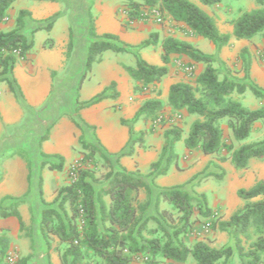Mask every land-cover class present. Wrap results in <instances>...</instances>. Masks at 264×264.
Instances as JSON below:
<instances>
[{"label": "trees", "instance_id": "1", "mask_svg": "<svg viewBox=\"0 0 264 264\" xmlns=\"http://www.w3.org/2000/svg\"><path fill=\"white\" fill-rule=\"evenodd\" d=\"M14 1L0 0V25L8 16ZM222 1L200 0L202 4L209 6ZM257 2L259 8L243 11L233 20V35L236 39L250 40L260 36L264 40V0ZM155 5H159L166 16L186 24L198 36L207 39L218 51L231 40L229 34L220 31L215 18L192 0H129L126 13L129 20L134 21L140 17L142 7ZM29 19L34 21L31 12L21 9L12 30L4 31L0 27V80L5 81L21 100L25 99L24 93L13 75L14 67L18 58L26 59L33 47L32 33L45 26L41 25L44 21H39V25L29 29ZM51 26L50 22L47 27ZM88 34L92 41L87 47L86 70L81 82L106 50L125 51L135 55L136 64L125 65L124 68L134 82V91L140 92L168 75L171 54H181L196 62H204L205 68L197 76L195 85L180 81L172 84L169 90L167 104L173 110L199 116L191 125L185 146L191 150L200 148L206 155L219 153L222 148H226L230 152L228 158L236 168H246L253 157L264 158V141L245 142L234 148L232 144H225L222 126V122H225L234 141L248 140L254 125L264 119V106L251 109L235 99L233 94H244L249 88L257 98L264 100V89L252 83L236 82L228 77L221 79L218 68L214 66L215 58L187 40L168 36L159 41V33L152 32L137 46L124 44L115 33L98 35L96 19L91 12H88ZM73 39L74 30L70 28V58L74 48ZM159 42L163 48L162 65L150 63L141 55L142 49ZM116 85V81H112L102 93L88 102L81 101L78 92L71 118L79 129L83 131L87 125L81 116V110L106 97L119 96V92L115 90ZM110 90L114 91L111 96L107 94ZM163 108L164 102L161 99H146L130 121L122 119V123L130 125L131 138L121 155L131 153L135 143L142 142V138L133 139L136 132L132 125L141 118L156 121L161 117ZM48 130L40 135V142L48 138ZM164 136L160 159L152 164L154 177L167 172L174 161L177 164L178 154L174 143L181 140L182 131L173 127L166 130ZM80 142L83 149L89 152H84L82 158L73 164L71 181L58 190L54 198L58 208L44 199L42 178L39 182L42 201L48 204L42 211L40 231L48 247L50 237L58 239L62 247V264H133L135 257L140 258L142 264H161L164 260L185 263L190 257L194 264H234L236 253L241 257L242 264H264V179L257 181L251 188H239L237 194L245 201L244 206L228 220L216 218L210 224L213 229L228 232L233 245L217 248L204 240L190 245L185 235L191 231L196 209L205 217H215V211L209 205L205 192L194 189L203 176L197 174L184 184L158 187L155 192L154 185L142 176L125 168H115L111 158L97 145L83 138H80ZM40 154L45 158L52 157L43 152ZM97 154L108 166L101 180L87 166ZM54 156L58 158V163L44 160L42 166L62 170L65 157L60 154ZM96 183L100 185L96 187ZM141 190L146 192L144 201L139 198ZM153 198L160 217L146 215ZM162 203L169 207H161ZM174 211L176 215L173 214ZM1 215H14L21 226L24 225L16 209H2ZM151 222L155 226L151 227ZM8 249V238L1 236L0 264L4 263ZM17 264L32 263L29 256H24Z\"/></svg>", "mask_w": 264, "mask_h": 264}, {"label": "rangeland", "instance_id": "2", "mask_svg": "<svg viewBox=\"0 0 264 264\" xmlns=\"http://www.w3.org/2000/svg\"><path fill=\"white\" fill-rule=\"evenodd\" d=\"M59 1L61 2L62 8L60 13L50 15L49 17L43 19L33 18L34 21L30 19L28 20L29 29L35 25H39V21H44L41 25L45 26L32 33L34 44L27 54V61L25 62V65L27 72L31 70L34 73H28L29 76L28 79H26L27 86L33 93H35L37 88L36 86L40 82L48 79V75L50 76V74H52L54 93H52L48 102L37 107L27 101L25 94V99L21 100V98L18 99L15 93L11 90L9 91L12 97H14L17 101L18 105L22 108L23 115L20 113L21 116L19 118L15 117L18 120L14 123L9 122L12 124L5 123L2 129V134L0 135V179L3 178L6 180L4 188L0 189V200L2 193L5 191L9 189H18L19 191L22 188L24 168L20 165V160L22 162H27V164H29V170L31 169V177L29 178V182L32 184L30 199L34 200V210L36 211L38 206L40 210L48 207V204L43 203L42 196L39 191L40 179L42 178L41 186L43 188L44 199L46 200V196H55L59 190L58 186H63L71 181V167L73 164H75L78 159L82 158V154L84 152H89L88 150L86 151L83 149L80 138H83L87 142L94 143L101 151L108 155L107 151L109 152V149L107 146L102 144L98 136L97 125L90 124L82 115V113L86 112L96 114V110H98L99 107H96L95 104H93L81 110V116L87 123L82 131L74 124L71 118L74 114L76 106V97L79 92V98L81 101L88 102L95 98L98 94L102 93V91L98 92V89L104 84V82L115 74H119V69H123L122 67L125 65L134 66L136 64V57L130 52L106 50L102 53L100 61H96L93 64L92 70L87 73V76L83 79L84 81L81 82L86 66L84 63H82L81 66L76 65L72 62V57L70 58L68 56L69 31L70 28H73L75 33L76 25L80 24L84 26L82 17L84 18V15L88 12H91L93 17L96 19V15H104L106 11H111L113 15L107 20L109 24L115 20L118 21L124 30L130 34L132 40L134 41V43H131L121 39L124 44L137 46L142 41L146 40L152 32L159 33V41L168 36H174L179 39L187 40L203 52L215 58L214 66L218 68L221 79L228 77L236 82L252 83L257 87L264 89V40L260 36H256L250 40H240L231 37L230 42L218 51L211 42L198 36L186 24L176 22L171 17L166 16L159 5L148 8L142 7L140 17L131 21L126 13L129 0ZM192 1L199 4L198 2L200 0ZM24 2L28 5H32L35 2L40 5L44 1L17 0L14 3V8L18 9ZM96 4L100 6V12L95 9L96 7L94 5ZM214 7L215 8L210 6L211 11L215 16L216 23L221 26V32L224 33L223 30L232 24L233 20L240 13L259 8L260 5L257 0H223L220 7L217 5ZM76 8L79 9L76 11ZM154 9L161 12V15L163 16L162 22H158L157 18L154 16ZM76 15H78V21L80 20L81 23H75ZM50 22L52 23V26L47 27ZM159 47H161L160 42L159 44L144 48L141 50V55L143 56L149 50H154L156 52ZM201 63L205 68V63ZM81 67H83L82 70ZM188 67L182 80L192 82L195 85L197 82L196 78L198 76L196 75V69L191 66ZM16 80L18 81L17 78ZM130 82H133V80ZM18 84L21 86L24 93L25 87L22 86L23 84L20 80ZM8 87L9 86L5 81L0 80V88ZM148 89H150V87H147V89L142 92L134 91V83H131L129 93L132 104L138 101L143 103L150 93L147 91ZM115 90L118 92L117 88H115ZM113 92V90H110L107 94L111 96ZM54 95L57 98L55 97V102H52ZM233 97L235 99H239L245 106L251 109L264 106V100L257 98L249 88L244 94L240 95L239 93H234ZM104 99H109L107 101L110 102L106 107H104L105 111L115 112L122 108L119 103L114 105L112 104L116 98L110 99L106 97ZM115 114L116 112L114 115ZM16 116H18V114H16ZM116 117L117 114L115 115V118ZM198 118L199 116L187 114L185 111L171 110L170 106L164 102V108L161 111V121H159L156 128L162 133L173 127L181 129L182 138L174 143V148H180L179 150H175V152L177 151L176 153L178 154V158L179 156L180 158L183 156L182 149H185V139L189 135L192 123ZM66 121L71 122L74 126H76V129H78V131L73 132L74 139H72L67 132L66 126L62 125V123H65ZM149 121L152 127V122L151 120ZM59 124H61V126L58 128ZM139 124H141V122H139L138 125ZM125 125L130 128V125ZM132 126L134 128V124ZM222 126L224 128L225 144H232L234 148H238L245 142L264 141V119L258 121L254 125L251 137L243 142L234 141L225 122H222ZM117 127L120 130L122 129V127L118 126V124ZM47 130L49 131L48 138L40 142V135L44 134ZM116 130L117 128L115 127L111 136L118 133ZM54 131H58V134L53 135L52 133ZM135 132L137 134V131ZM139 132L140 135L133 137V139L136 140L137 138H142L143 141V137L146 132L143 130ZM142 133L143 135H141ZM72 140H74V143H72ZM113 141L114 137L113 139L111 138L109 142L112 143ZM60 142L68 145L72 143V149L78 153L79 158L67 163V165L64 162L63 169H54L53 173L50 171L52 169H50L48 165L42 166V161L44 159L47 162L58 163V158L54 155L59 153H51L50 155L52 157L49 158L43 157L40 153L43 152L47 154L45 150L55 148ZM138 143L140 142L135 143V145ZM118 146L119 144L115 147ZM144 147L146 148V146ZM121 153L122 152H119L111 157L113 166L118 169L125 168L129 170L126 166L122 165L120 159L121 157L131 153L123 155H121ZM229 154L230 152L226 148H222L219 153L212 156L206 154L203 155L200 148L194 149L190 152V155L193 156L192 158L195 160L194 164L199 163L201 166L192 177L189 176L192 173V165L187 161L189 160V155L181 163H177L178 166L176 169L175 167H172V169L169 168V170L164 174L155 177L152 175V164L160 159L161 153L158 155V158L150 163L149 166L142 165L144 160V158H142L140 162L136 161V168L129 171H133L136 175L142 176L147 182L153 184L155 192H157L158 187H171L182 183L184 184L197 174L201 175V177L203 176L200 178V183L195 186L194 189L197 192H205L209 205L215 211V217H205L199 213L198 209H196L191 231L185 235V239L192 245L196 240L202 238L205 239L211 246L221 248L230 244L233 245V240L228 232L222 231L219 228L213 229L210 227V224L216 218H219V220H228L231 215L229 211L237 212L244 206L245 201L237 194L238 188H248V184L243 178V175H247L248 173L253 174V168L255 167L254 163L260 162L264 164V158L253 157L249 160V167L236 168L233 163H230V159L228 158ZM93 160L94 161H89L87 166H89L94 171L96 177L101 180L103 175L107 172L108 166L99 154H97ZM174 163L176 162L174 161ZM45 171L48 176L46 183L43 181V174ZM54 174H56L55 176L57 177H54L53 179L52 177ZM158 178L165 180L163 184L157 181ZM99 185L100 183H96V187ZM33 196L34 198L32 199ZM145 197L146 192L141 190L139 193L140 200L144 201ZM54 198H52L50 202L46 201L50 203L51 206L58 208L57 203H54ZM19 204L20 202L14 198H5L3 202L0 203V211L2 209L7 211L13 209L17 210ZM161 207L169 206L166 203H162ZM67 209L70 211L69 205H67ZM173 214L176 215L177 213L174 211ZM146 215H159L154 207V198L151 206L146 212ZM150 226L153 227L155 224L151 222ZM35 227L36 230L34 231ZM28 231L30 237L32 238V253L29 255L30 262L32 264H62V247H60L61 244L56 237H50V247H48L47 241L41 233L37 231L36 220L32 221ZM193 262V259H189L185 263L164 260L161 264H192ZM233 263L242 264L241 257L237 253L233 258ZM133 264H142L140 258L135 257Z\"/></svg>", "mask_w": 264, "mask_h": 264}, {"label": "crops", "instance_id": "3", "mask_svg": "<svg viewBox=\"0 0 264 264\" xmlns=\"http://www.w3.org/2000/svg\"><path fill=\"white\" fill-rule=\"evenodd\" d=\"M17 0H15L8 12V16L6 19L2 22L0 25L1 29L4 31H10L12 30L15 25H16V17L18 15V12L21 9H26L29 10L32 14L33 18L36 19H43L46 17H49L50 15H54L56 13L61 12V2L59 0L57 1H44L40 5L38 3H33L32 5H28L25 2L20 5L18 9L14 8V3ZM199 6H204L202 7L205 11H207L210 15H212L214 18V14L211 11V8L209 5H204L200 1L198 2ZM39 5V6H38ZM217 5L220 7L221 2L211 5L213 8L214 6ZM96 10L100 12V6L98 4L94 5ZM218 7V8H219ZM79 9V8H78ZM76 8V11L78 10ZM112 12L111 11H106L104 15H96V31L98 35H102L105 32H112L120 36V39H123L125 41L134 43L132 40V37L130 36L129 33H127L124 28L120 25L118 21H115L110 23L107 21L108 18L112 17ZM78 15L75 17V23H81V21H78ZM83 23L84 26L78 24L76 25V32L74 33V50L72 52V62H74L76 65L81 66L82 63H86V55H87V47L89 43L92 41V38L88 34V13L84 15ZM220 31L221 26L220 24H217ZM234 31V26L233 24H230L226 29L223 30L224 33L229 34L231 37H234L233 35ZM235 38V37H234ZM236 39V38H235ZM242 40V39H240ZM162 54H163V48L162 46L158 48V50L155 52L154 50H149L143 55V58L146 59L148 62L157 64V65H162ZM26 59L23 58H18L13 75L15 78L18 79L17 82H20L23 84L22 86L24 88V94L28 102L32 103L35 106H42L46 102H48V99L54 93V82L52 79V74L50 76L48 75V79L40 82L36 87L35 93H33L27 86L26 79H28L29 74H32L31 70L27 72L26 69ZM188 66H191L192 68L196 69V75H199L203 69L204 65L201 62H196L192 60L191 58L181 55V54H171L170 55V62L168 64L169 72L166 77H164L161 81L154 82L149 84L150 89L147 91L150 92L149 95L147 96V99L150 98H159L163 102L167 103L168 95H169V90L172 84L180 82V81H185L182 80L183 75L186 74V69ZM123 69H119V74H115L104 84L98 89L99 91H102L110 85L112 81H116L117 85L116 88L118 92H120L119 96L117 97H107V98H116L112 104H121V109L115 111L117 114V117L115 118L114 111H105L104 107L108 105L107 100L109 99H103L99 103H96L95 106L99 107L98 110H96V114L94 113H82L83 117L92 125H97L98 127V136L105 146L108 147L109 152L108 156L111 158L112 156L118 154L119 152H122L124 149H126V146L128 145V142L130 141L131 134H130V129L122 123V119L126 120H131L142 103L140 101L132 104V100L130 98V93H129V88L131 83L130 82L132 79L128 72L125 70L124 67ZM83 67H81V70ZM29 73V74H28ZM192 83V82H191ZM10 89L8 88H0V114H1V120H0V135L2 134V129L5 123L7 124H12L17 118L21 116L20 113H22V108L18 105L17 101L12 97L11 93L9 92ZM76 93V91H75ZM98 94V93H96ZM55 95L52 99V102H55ZM57 98V97H56ZM16 101V102H15ZM57 102V101H56ZM136 104V105H135ZM171 110H173L170 107ZM176 111V110H174ZM12 114V115H11ZM18 114V116H16ZM23 115V113H22ZM17 117V118H15ZM12 122V123H9ZM141 122V124L138 125V123ZM116 124V125H115ZM118 126L122 127L120 130ZM62 125L66 126L67 132L69 135L73 138V132L78 131L76 129V126H74L71 122L66 121L65 123H62ZM61 126V124L58 125V128ZM115 127L117 128L116 133L114 136L113 134ZM156 127L152 128L151 123L149 120H144V119H139L137 122L134 123V130L137 131V134L135 133L134 137L137 135H140L139 131L143 130L145 133L143 137L142 143H138L137 145L134 146L133 152L129 155H125L121 157L120 162L122 163L123 166H126L129 170H134L136 168V161H141L142 158H144L142 165H150L152 161H154L156 158H158V155L162 152L163 145H164V133H162L159 129H155ZM53 135H57L58 131H54L52 133ZM1 137V136H0ZM114 141L111 143L109 142L111 138ZM139 137V136H138ZM62 141V140H61ZM72 143H74V140H72ZM72 143L68 144H62L60 142L59 144L56 145L55 148L51 150H45L47 154L51 153H59L60 155H63L65 157V163H70L76 159L79 158L78 153H76L72 148ZM118 147H115L118 145ZM146 146V148L144 147ZM78 148V147H76ZM179 150L180 148H175V150ZM194 149H188L185 146V149H182V154L183 156L180 158H177V163H181L186 157L189 155V160H187L191 165H192V173L189 175L192 177L199 169L201 165L194 164L195 160L192 158L193 156L190 155V152L193 151ZM177 152V151H176ZM203 153V152H202ZM203 155H205L203 153ZM214 155V154H213ZM212 156V155H211ZM181 159V161H180ZM19 161V160H18ZM44 161V159H43ZM42 161V162H43ZM20 165L24 168V175H23V184L22 188L18 191V189H9L2 193L1 196V202L5 198H14L20 202V204L17 207V211L20 213L22 221H23V227L20 224L19 219L14 216V215H9V216H2L1 211H0V237L1 236H6L9 240V252H14L17 257L20 259L21 257L24 256H29L30 253H32V238L29 235L28 228L32 224L33 220H36L37 223V231H40V221L42 217V211L39 209V206L37 207V210H34V200H31L30 198V192H31V185L29 182V178L31 177V169L29 170V164L27 162H22L21 160L19 161ZM230 163L231 160H230ZM175 164V165H174ZM174 165V166H173ZM264 164L263 163H254V168H253V174L248 173L247 175H243V178L247 182L248 188H251L254 186V184L261 180L264 179ZM147 166V167H148ZM172 167H177L176 163H173L170 166V169ZM249 167V164H248ZM249 170V169H248ZM48 171V170H47ZM54 173V170H50ZM56 174L53 175V179ZM188 177V178H190ZM48 179V176L46 175V171L43 174V181L46 183ZM25 181V182H24ZM54 181V180H53ZM159 183H162L165 180H161L158 178L157 180ZM6 182L5 179L1 178L0 179V189L4 188V183ZM183 184V183H182ZM45 185V184H44ZM62 186H58V189H60ZM239 189V188H238ZM237 189V191H238ZM46 191V190H45ZM55 194V193H54ZM34 195V194H33ZM57 195V194H56ZM55 195V196H56ZM52 195L51 197L46 196V200L48 202L51 201L52 198L55 197ZM34 196L32 197V199ZM7 202V201H6ZM5 202V206H6ZM38 213V214H37ZM231 214L229 217H231L235 212L229 211ZM36 230V227L34 228V231ZM42 235V234H41ZM32 236V235H31ZM199 240H204L205 239H198L195 242ZM188 242V241H187ZM194 242V243H195ZM189 243V242H188ZM193 243V244H194ZM58 245V244H57ZM191 245V244H190ZM5 259V258H4ZM189 259H192L191 257ZM5 264V263H3ZM194 264V262L192 263Z\"/></svg>", "mask_w": 264, "mask_h": 264}, {"label": "built area", "instance_id": "4", "mask_svg": "<svg viewBox=\"0 0 264 264\" xmlns=\"http://www.w3.org/2000/svg\"><path fill=\"white\" fill-rule=\"evenodd\" d=\"M154 16L157 18L158 22L163 21V16L161 15V12L159 10L154 9ZM159 121H161V117L158 118L156 121L152 122V126L157 127V124L159 123ZM18 260L19 258L14 252H9L5 256V264H17Z\"/></svg>", "mask_w": 264, "mask_h": 264}]
</instances>
